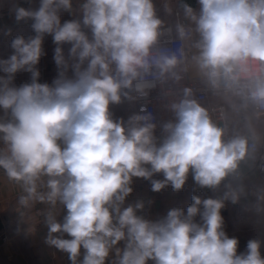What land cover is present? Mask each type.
Instances as JSON below:
<instances>
[{"label":"clouds","instance_id":"obj_1","mask_svg":"<svg viewBox=\"0 0 264 264\" xmlns=\"http://www.w3.org/2000/svg\"><path fill=\"white\" fill-rule=\"evenodd\" d=\"M177 3L182 20L174 26L154 0L14 7L33 34L16 35L0 58V170L21 187L22 208L46 205L45 243L70 264H264V242L251 239L239 252L221 214L246 195L249 137L229 134L190 87L168 102L172 118L159 124L147 103L127 119L112 111L178 85L190 67L213 94L264 109V0ZM63 13L72 18L62 22ZM46 36L55 45L51 83L40 82L38 68ZM20 72L30 82L17 86ZM190 176L196 188L223 194H194L186 210L156 219L144 214L151 201L127 202L135 179L149 181L152 192H180ZM257 199L264 202V189Z\"/></svg>","mask_w":264,"mask_h":264},{"label":"crops","instance_id":"obj_2","mask_svg":"<svg viewBox=\"0 0 264 264\" xmlns=\"http://www.w3.org/2000/svg\"><path fill=\"white\" fill-rule=\"evenodd\" d=\"M81 3L82 0H73L74 10L78 9ZM154 3L158 15L165 24L174 26L173 12L178 9L177 0H154ZM17 5L36 8L39 6V0H0V58H7L11 54V40L16 35L27 37L33 34L30 27L31 21L19 23L16 21L14 7ZM71 18L68 13H63L61 17L62 22ZM7 29L12 30L11 36L4 35ZM47 37V46L44 48L46 55L41 58L38 65L41 83H51L57 75V68L53 61L55 45L52 37ZM25 82H30V74L18 73L15 84L19 86ZM214 100L223 101L226 104L225 126L229 134H245L264 145V115H257L250 103L241 106L242 109L237 114L234 111L233 98L221 96ZM112 111L116 117L127 119L135 112V105L125 102L119 106H113ZM241 172L246 195L242 196L236 204L226 202V207L222 209L221 214L224 217L226 233L229 237H236L239 240L238 251L244 252L249 240L259 239L264 242V202H259L257 199L259 172L251 156L242 163ZM154 179H163V177L157 175ZM133 189L127 202L132 203L137 199L151 201L144 211V214L151 219L166 214L173 207L186 210L194 194L202 198L218 197L223 194V188L216 192L196 188L191 176L180 192H174L171 186L158 193L152 192L150 182L144 179H135ZM21 194L22 189L19 184L9 181L3 170H0V219L3 225L0 229V264H70L66 253L45 243L48 229L43 223L42 210L46 208V205L36 203L29 208H22L18 203ZM55 211L57 215L60 214L58 219H62L64 212L60 206H57ZM261 253L264 255V245H262ZM109 259L112 257L110 256Z\"/></svg>","mask_w":264,"mask_h":264},{"label":"built area","instance_id":"obj_3","mask_svg":"<svg viewBox=\"0 0 264 264\" xmlns=\"http://www.w3.org/2000/svg\"><path fill=\"white\" fill-rule=\"evenodd\" d=\"M179 8L175 9L173 12L175 23L177 20H182V15H179ZM167 26H171L167 24ZM47 36L45 37L43 47L47 46ZM194 68H189L188 72L184 73V78L180 81L178 85L169 84L164 86V88L157 87L152 90L147 101H140L135 104V112L139 111L140 105L143 103H147V107L150 111L153 112L157 123H161L163 121L169 120L172 118V113L167 109L166 105L171 99H175L178 97L180 90L184 87H190L193 92L195 98L200 102L203 106H205L212 118L225 125L226 121V104L223 101H216L214 99L221 97L220 94H213L203 83V81L197 76L196 72H194ZM234 111L235 113H240L241 106L238 99H234ZM252 105V104H251ZM254 112L257 115H264V109H260L255 105H252ZM159 134V131L157 132ZM251 157L254 161V166L259 172V186L257 187V192L260 189H264V170H262V166H264V145L257 142L255 139L249 138ZM0 207H1V198H0Z\"/></svg>","mask_w":264,"mask_h":264},{"label":"water","instance_id":"obj_4","mask_svg":"<svg viewBox=\"0 0 264 264\" xmlns=\"http://www.w3.org/2000/svg\"><path fill=\"white\" fill-rule=\"evenodd\" d=\"M183 3H187L190 6H192L194 9H196L197 6V0H182ZM3 227L1 219H0V229Z\"/></svg>","mask_w":264,"mask_h":264}]
</instances>
